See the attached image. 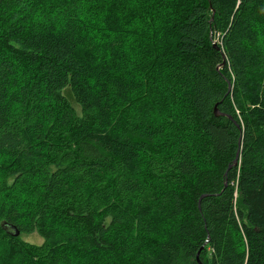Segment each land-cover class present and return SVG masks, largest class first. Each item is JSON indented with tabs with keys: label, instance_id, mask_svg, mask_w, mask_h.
Masks as SVG:
<instances>
[{
	"label": "trees",
	"instance_id": "16d2710c",
	"mask_svg": "<svg viewBox=\"0 0 264 264\" xmlns=\"http://www.w3.org/2000/svg\"><path fill=\"white\" fill-rule=\"evenodd\" d=\"M198 260L264 264V0H0V264Z\"/></svg>",
	"mask_w": 264,
	"mask_h": 264
},
{
	"label": "water",
	"instance_id": "95a60500",
	"mask_svg": "<svg viewBox=\"0 0 264 264\" xmlns=\"http://www.w3.org/2000/svg\"><path fill=\"white\" fill-rule=\"evenodd\" d=\"M212 45H213L214 48H217V46H216L215 43H212ZM217 68H219V67H217ZM213 112H214V115H215V116H219V115L221 114L216 108H214ZM238 155H239V154H238V151H237V152H236V155H235V158H234L233 161H232L231 166L236 164V162H237V158H238ZM15 234H17V232H15ZM198 264H202V263L198 260Z\"/></svg>",
	"mask_w": 264,
	"mask_h": 264
},
{
	"label": "rangeland",
	"instance_id": "374dc122",
	"mask_svg": "<svg viewBox=\"0 0 264 264\" xmlns=\"http://www.w3.org/2000/svg\"><path fill=\"white\" fill-rule=\"evenodd\" d=\"M23 238L26 239L27 241H32L36 243L41 241V238L35 233L29 235H23Z\"/></svg>",
	"mask_w": 264,
	"mask_h": 264
}]
</instances>
